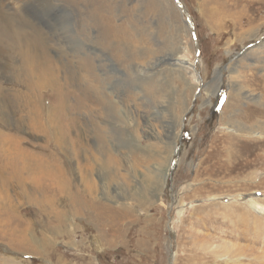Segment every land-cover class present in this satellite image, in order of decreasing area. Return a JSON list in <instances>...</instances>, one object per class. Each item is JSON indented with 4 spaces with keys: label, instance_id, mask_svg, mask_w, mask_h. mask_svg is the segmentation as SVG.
I'll use <instances>...</instances> for the list:
<instances>
[{
    "label": "rangeland",
    "instance_id": "rangeland-1",
    "mask_svg": "<svg viewBox=\"0 0 264 264\" xmlns=\"http://www.w3.org/2000/svg\"><path fill=\"white\" fill-rule=\"evenodd\" d=\"M0 264H264V0H0Z\"/></svg>",
    "mask_w": 264,
    "mask_h": 264
},
{
    "label": "water",
    "instance_id": "water-1",
    "mask_svg": "<svg viewBox=\"0 0 264 264\" xmlns=\"http://www.w3.org/2000/svg\"><path fill=\"white\" fill-rule=\"evenodd\" d=\"M194 42L196 43V47H197V41H196V38L194 37Z\"/></svg>",
    "mask_w": 264,
    "mask_h": 264
},
{
    "label": "bare ground",
    "instance_id": "bare-ground-1",
    "mask_svg": "<svg viewBox=\"0 0 264 264\" xmlns=\"http://www.w3.org/2000/svg\"><path fill=\"white\" fill-rule=\"evenodd\" d=\"M262 210V209H261Z\"/></svg>",
    "mask_w": 264,
    "mask_h": 264
}]
</instances>
